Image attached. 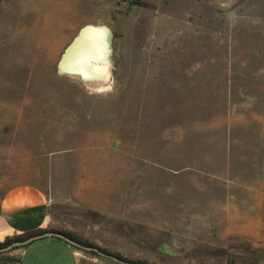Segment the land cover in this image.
Wrapping results in <instances>:
<instances>
[{
  "label": "rangeland",
  "instance_id": "rangeland-1",
  "mask_svg": "<svg viewBox=\"0 0 264 264\" xmlns=\"http://www.w3.org/2000/svg\"><path fill=\"white\" fill-rule=\"evenodd\" d=\"M236 5L0 0V202L34 184L58 229L123 261L264 264V9ZM86 24L109 29L104 90L58 70ZM135 184L144 224L123 232Z\"/></svg>",
  "mask_w": 264,
  "mask_h": 264
},
{
  "label": "crops",
  "instance_id": "crops-1",
  "mask_svg": "<svg viewBox=\"0 0 264 264\" xmlns=\"http://www.w3.org/2000/svg\"><path fill=\"white\" fill-rule=\"evenodd\" d=\"M236 1L238 8L264 9V0H229ZM256 16H264V13H256ZM133 196L128 197L127 191L119 194L120 213L118 219L122 220L123 232H136L141 230L144 224L142 187L134 186ZM78 193V192H77ZM54 198L40 187L31 183H20L10 187L0 202V241L7 237L24 234L38 230H61L55 226L56 217L52 207ZM105 215H115L108 209L98 206L91 207ZM124 211L123 213H121ZM79 215V214H78ZM147 224H156L147 221ZM81 239H90L88 233H83L80 222L73 225ZM127 240V238H123ZM83 254L73 245L57 236H45L36 239L26 246L21 247L15 264H83Z\"/></svg>",
  "mask_w": 264,
  "mask_h": 264
},
{
  "label": "bare ground",
  "instance_id": "bare-ground-1",
  "mask_svg": "<svg viewBox=\"0 0 264 264\" xmlns=\"http://www.w3.org/2000/svg\"><path fill=\"white\" fill-rule=\"evenodd\" d=\"M109 46L107 27L101 24H86L79 29L63 51L58 69L92 89L104 90L107 87L110 65Z\"/></svg>",
  "mask_w": 264,
  "mask_h": 264
},
{
  "label": "water",
  "instance_id": "water-1",
  "mask_svg": "<svg viewBox=\"0 0 264 264\" xmlns=\"http://www.w3.org/2000/svg\"><path fill=\"white\" fill-rule=\"evenodd\" d=\"M109 45H110V33H109ZM110 48V46H109ZM109 62H110V59H109ZM59 70V69H58ZM60 71V70H59ZM61 72V71H60ZM45 236H57L59 238H62L63 240H65L66 242H68L69 244L71 245H74V246H77L79 248H83V249H86V250H93V251H96L97 253L101 254V255H104V256H108L116 261H119L123 264H141L139 262H135V261H123V260H120L112 255H109V254H106L100 250H98L97 247H91V246H87V245H83L81 243H79L78 241L66 236L65 234L59 232V231H44L42 233H39V234H34L32 236H29L27 237L26 239H23V240H18V241H14L13 243L9 244L8 246L2 248L1 250L2 251H5V250H8L14 246H24V245H27L28 243L36 240V239H40V238H43Z\"/></svg>",
  "mask_w": 264,
  "mask_h": 264
},
{
  "label": "trees",
  "instance_id": "trees-1",
  "mask_svg": "<svg viewBox=\"0 0 264 264\" xmlns=\"http://www.w3.org/2000/svg\"><path fill=\"white\" fill-rule=\"evenodd\" d=\"M47 231H59L63 234H65L66 236L78 241L79 243L81 244H84V245H87V246H95L89 242H86V241H83L77 237H74L73 235L69 234L68 232H65V231H61V230H47ZM44 232L43 230H38V231H32V232H28V233H24V234H19V235H15V236H12V237H7L5 238L3 241H0V253L2 252V248L8 246L9 244L13 243L14 241H18V240H23V239H26L27 237L29 236H32L34 234H39V233H42ZM26 246V245H24ZM24 246H20V247H24ZM18 246H14L13 248H17ZM12 248V249H13ZM119 258H122L121 256H118ZM7 260V258H1L0 259V263L1 262H5ZM125 260V259H124ZM145 264V263H144Z\"/></svg>",
  "mask_w": 264,
  "mask_h": 264
}]
</instances>
